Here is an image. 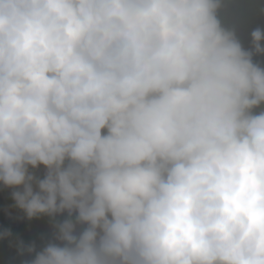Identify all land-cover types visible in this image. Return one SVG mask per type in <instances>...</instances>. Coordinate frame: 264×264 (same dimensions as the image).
Segmentation results:
<instances>
[{
    "label": "clouds",
    "instance_id": "obj_1",
    "mask_svg": "<svg viewBox=\"0 0 264 264\" xmlns=\"http://www.w3.org/2000/svg\"><path fill=\"white\" fill-rule=\"evenodd\" d=\"M222 4L0 0V182L68 217L25 264H264V28Z\"/></svg>",
    "mask_w": 264,
    "mask_h": 264
},
{
    "label": "trees",
    "instance_id": "obj_2",
    "mask_svg": "<svg viewBox=\"0 0 264 264\" xmlns=\"http://www.w3.org/2000/svg\"><path fill=\"white\" fill-rule=\"evenodd\" d=\"M240 1L241 4L238 5L235 3L237 7L232 9L235 11L233 16L228 17L227 8L223 4L219 9L220 19L226 27H234L236 30H239L235 27L234 18H240V21L243 23L244 19H241L240 13L253 12V14H262L260 8H257L258 6L255 7L254 5L252 8L250 7L252 0ZM236 34L241 40L243 34H239L237 31ZM253 60L256 63H259L261 67H264L263 54L255 55ZM261 108H264V105H261ZM261 108L254 109L253 111L258 112ZM30 170L42 178L45 168L43 165H40L37 169L30 168ZM12 191V188L5 187L2 182H0V232H3L5 229H10L12 232L10 237L0 239V264H25L26 261L33 258L34 253L28 254L27 252H24L21 254L18 250L19 243L22 241L24 246L34 243L36 250H41L50 240L53 239L54 233L56 232L55 224L68 217L67 212H65L54 218L41 214L38 217L28 219L23 210L15 206V202L11 197ZM6 215L7 220H3V217L5 218ZM74 216L75 213H73V219ZM20 221L22 222V225L17 224ZM10 222L15 223L17 226L11 225ZM27 222L32 223V226H29ZM85 226L86 225H78L77 231L82 230Z\"/></svg>",
    "mask_w": 264,
    "mask_h": 264
},
{
    "label": "flooded vegetation",
    "instance_id": "obj_3",
    "mask_svg": "<svg viewBox=\"0 0 264 264\" xmlns=\"http://www.w3.org/2000/svg\"><path fill=\"white\" fill-rule=\"evenodd\" d=\"M255 1H256L255 7L258 6L257 8H260L261 5H264V2H262V0H255ZM240 14H241V19H244V22L242 23L240 21V18H234L235 27L239 29V30H236V29L235 30L239 31V34H243L241 40L244 46H250L249 33L255 27L259 26V27L264 28V14H253V12L240 13ZM237 15H238V12H237ZM262 44H264V41H262ZM10 223L11 225L17 226L13 222H10ZM17 224L22 225V222L20 221Z\"/></svg>",
    "mask_w": 264,
    "mask_h": 264
},
{
    "label": "rangeland",
    "instance_id": "obj_4",
    "mask_svg": "<svg viewBox=\"0 0 264 264\" xmlns=\"http://www.w3.org/2000/svg\"><path fill=\"white\" fill-rule=\"evenodd\" d=\"M229 1H233L234 3L240 5L241 4V1L240 0H229ZM262 2H264V0H262ZM256 1L255 0H252L251 1V4H250V7L252 8L254 5H255Z\"/></svg>",
    "mask_w": 264,
    "mask_h": 264
},
{
    "label": "water",
    "instance_id": "obj_5",
    "mask_svg": "<svg viewBox=\"0 0 264 264\" xmlns=\"http://www.w3.org/2000/svg\"><path fill=\"white\" fill-rule=\"evenodd\" d=\"M29 225H31V223H28Z\"/></svg>",
    "mask_w": 264,
    "mask_h": 264
}]
</instances>
